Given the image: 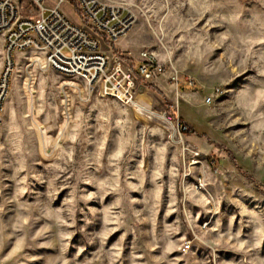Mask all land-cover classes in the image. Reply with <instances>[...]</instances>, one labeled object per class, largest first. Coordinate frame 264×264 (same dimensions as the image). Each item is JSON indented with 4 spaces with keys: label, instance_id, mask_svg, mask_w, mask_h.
Here are the masks:
<instances>
[{
    "label": "rangeland",
    "instance_id": "1",
    "mask_svg": "<svg viewBox=\"0 0 264 264\" xmlns=\"http://www.w3.org/2000/svg\"><path fill=\"white\" fill-rule=\"evenodd\" d=\"M104 1L136 21L103 48L136 71L148 50L166 71L141 79L135 105L74 97L69 121L63 75L26 80L34 50L14 52L0 264H264V0ZM62 8L85 24L75 2Z\"/></svg>",
    "mask_w": 264,
    "mask_h": 264
},
{
    "label": "built area",
    "instance_id": "2",
    "mask_svg": "<svg viewBox=\"0 0 264 264\" xmlns=\"http://www.w3.org/2000/svg\"><path fill=\"white\" fill-rule=\"evenodd\" d=\"M56 1L53 8H48L45 0H0V49L5 53L0 72V121L16 66L14 52L34 50L27 57L26 80H35L36 67L63 75L59 88L64 115L69 121L74 97L82 105L88 104L95 95L135 105L141 79L151 80L166 71L165 65L148 50L141 52V65L136 71L121 55L103 48L104 44L113 48L133 29L135 17L124 8L104 0ZM67 1L75 2L85 22L83 26L74 23L64 12L62 5ZM33 8L36 14L31 13ZM169 80L179 84L177 74ZM166 119L178 126L180 135L187 130L173 114ZM193 240L185 242L184 252L193 248Z\"/></svg>",
    "mask_w": 264,
    "mask_h": 264
},
{
    "label": "trees",
    "instance_id": "3",
    "mask_svg": "<svg viewBox=\"0 0 264 264\" xmlns=\"http://www.w3.org/2000/svg\"><path fill=\"white\" fill-rule=\"evenodd\" d=\"M115 50H116V49H115ZM150 87L153 88L155 91L158 92V89L155 88L154 86H151V85H150ZM180 124H181V125H184V123H183L182 121H180ZM213 161L219 163V161H217V159H214Z\"/></svg>",
    "mask_w": 264,
    "mask_h": 264
}]
</instances>
